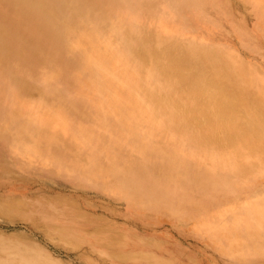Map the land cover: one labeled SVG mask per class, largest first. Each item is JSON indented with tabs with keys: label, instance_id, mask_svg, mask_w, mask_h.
Returning a JSON list of instances; mask_svg holds the SVG:
<instances>
[{
	"label": "bare ground",
	"instance_id": "bare-ground-1",
	"mask_svg": "<svg viewBox=\"0 0 264 264\" xmlns=\"http://www.w3.org/2000/svg\"><path fill=\"white\" fill-rule=\"evenodd\" d=\"M213 1L0 0V142L72 144L79 155L66 147L53 160L52 150L19 151L65 170L70 153L87 150L94 162L107 150L108 161L137 163L139 179L170 181L190 164L209 167L207 178L235 179L221 189L238 200L219 211L231 214L220 238L228 255L245 258L264 245L236 233L264 227V202L253 199L264 190V68L227 40L239 26ZM42 171L22 176L25 193L54 187ZM2 247L13 255L5 264L30 262L28 252L16 259L17 249Z\"/></svg>",
	"mask_w": 264,
	"mask_h": 264
},
{
	"label": "rangeland",
	"instance_id": "rangeland-1",
	"mask_svg": "<svg viewBox=\"0 0 264 264\" xmlns=\"http://www.w3.org/2000/svg\"><path fill=\"white\" fill-rule=\"evenodd\" d=\"M213 5L221 18L239 26L227 40L242 57L264 68V0H214ZM28 144L16 142L19 147H15L0 142V264L13 256L3 252L4 245L17 249L16 259L25 252L31 254L25 264H264V245L245 258H235L228 255L229 245L220 238L223 224L230 221L222 219L228 220L231 214L220 216L219 211L238 200L237 193L227 195L221 189L235 179L207 178L209 167L192 164L184 168L188 173L180 168L170 181L164 176L139 179L137 163L108 161L107 150L104 155L97 151L101 161L94 162H87V150L80 152L81 157L70 153L75 169L67 165L65 170L38 158L27 160L19 151L25 147L44 153L52 150L45 156L53 160L58 156L53 154L64 153L66 147L79 155L76 146L44 149L43 144ZM33 168H42L40 178L54 187L25 193L19 181L30 177L28 171ZM115 170H124L123 176L116 177ZM165 170L161 169L162 175ZM251 181L252 186L261 182ZM262 193L253 199L264 202ZM208 220H214L213 225L200 233ZM236 233L255 245L264 243V227L252 234L239 229Z\"/></svg>",
	"mask_w": 264,
	"mask_h": 264
}]
</instances>
